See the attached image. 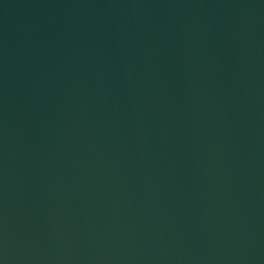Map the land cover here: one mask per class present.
I'll return each mask as SVG.
<instances>
[{
	"label": "water",
	"instance_id": "water-1",
	"mask_svg": "<svg viewBox=\"0 0 264 264\" xmlns=\"http://www.w3.org/2000/svg\"><path fill=\"white\" fill-rule=\"evenodd\" d=\"M0 264H214L173 0H0Z\"/></svg>",
	"mask_w": 264,
	"mask_h": 264
}]
</instances>
